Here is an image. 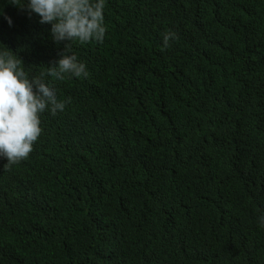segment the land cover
<instances>
[{
	"label": "trees",
	"instance_id": "1",
	"mask_svg": "<svg viewBox=\"0 0 264 264\" xmlns=\"http://www.w3.org/2000/svg\"><path fill=\"white\" fill-rule=\"evenodd\" d=\"M0 12L65 102L0 160V264H264V0H107L103 42L70 45L87 77L64 80L50 25Z\"/></svg>",
	"mask_w": 264,
	"mask_h": 264
},
{
	"label": "clouds",
	"instance_id": "2",
	"mask_svg": "<svg viewBox=\"0 0 264 264\" xmlns=\"http://www.w3.org/2000/svg\"><path fill=\"white\" fill-rule=\"evenodd\" d=\"M8 2L26 10L29 17L37 15L41 25H50L49 36L54 44L66 42L60 58L48 66L47 76L56 80L87 77L86 64L71 53L70 45L73 42H103L107 32L104 15L107 0ZM4 18L11 27L12 18ZM175 39L176 34L167 31L162 36V43L167 47ZM43 75L29 76L18 53L0 42V160H6L8 164L29 158L42 134V114L47 111L55 116L65 109V102L58 99ZM257 224L264 227V215L257 218Z\"/></svg>",
	"mask_w": 264,
	"mask_h": 264
}]
</instances>
